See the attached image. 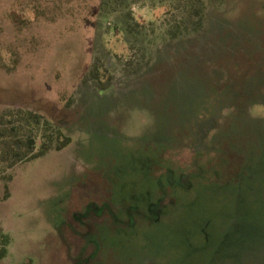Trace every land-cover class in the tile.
<instances>
[{
    "label": "rangeland",
    "instance_id": "1",
    "mask_svg": "<svg viewBox=\"0 0 264 264\" xmlns=\"http://www.w3.org/2000/svg\"><path fill=\"white\" fill-rule=\"evenodd\" d=\"M201 1L0 0V114L70 138L0 175V264H264V0Z\"/></svg>",
    "mask_w": 264,
    "mask_h": 264
},
{
    "label": "trees",
    "instance_id": "2",
    "mask_svg": "<svg viewBox=\"0 0 264 264\" xmlns=\"http://www.w3.org/2000/svg\"><path fill=\"white\" fill-rule=\"evenodd\" d=\"M186 2L190 6V12L187 10L188 16L195 18L192 28L198 29L202 25L203 2L201 0H186ZM15 114L16 117L13 118H9L5 113L0 114V162L4 165L0 167V175H3L5 168H11L22 161L39 157L51 149H61L70 141L68 136L64 135L59 129H54L38 113L18 109ZM27 125L43 129L41 134L42 141L38 150L33 148L34 139L32 136L27 135L23 139L19 135V132ZM46 133L48 134L46 135ZM53 138L56 140L55 143H53ZM8 242L7 234L0 231V258L6 255Z\"/></svg>",
    "mask_w": 264,
    "mask_h": 264
}]
</instances>
